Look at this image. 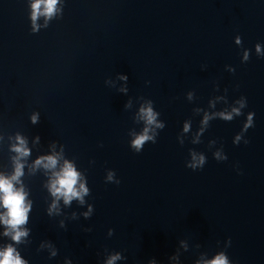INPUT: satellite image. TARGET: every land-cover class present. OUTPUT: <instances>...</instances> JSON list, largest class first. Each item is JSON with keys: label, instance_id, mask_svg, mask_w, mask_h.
Returning <instances> with one entry per match:
<instances>
[{"label": "water", "instance_id": "water-1", "mask_svg": "<svg viewBox=\"0 0 264 264\" xmlns=\"http://www.w3.org/2000/svg\"><path fill=\"white\" fill-rule=\"evenodd\" d=\"M31 2L0 0V171L11 170V138L24 137L31 209L15 247L27 264L115 253L114 264H203L219 252L264 264V55L254 50L264 52V0H59L35 30ZM242 97L239 115L212 116L196 136L205 112ZM145 102L163 127L137 152ZM53 149L88 193L49 215L48 175L29 165ZM190 152L202 168L186 167Z\"/></svg>", "mask_w": 264, "mask_h": 264}, {"label": "clouds", "instance_id": "clouds-1", "mask_svg": "<svg viewBox=\"0 0 264 264\" xmlns=\"http://www.w3.org/2000/svg\"><path fill=\"white\" fill-rule=\"evenodd\" d=\"M58 2L59 0H32L30 4V19L32 21L33 30L37 27L35 21L38 16L43 15L47 20L58 11L56 7ZM236 43L238 45L240 43L238 38H236ZM254 50L257 56L264 55L259 43L254 45ZM247 58L248 50L245 49L242 54V60H247ZM119 79L126 80L127 77L125 75H120ZM120 91L123 92L126 91V89L121 88ZM190 95L191 94H189V97ZM235 103L239 107H233L231 111H221L212 114L205 112L200 121L201 128L197 131L196 136H199V132L203 131V126L207 124L212 116H219L224 120H230L233 113L239 115V109L244 106L245 101L242 97L240 100L235 101ZM156 117L157 113L153 111L151 102H145L139 107L137 118L143 121L144 126L140 132L132 136L130 147L134 151L138 152L145 141L154 139L156 128L163 127V124L157 121ZM252 117L253 113L249 112L246 114V119L241 131L253 125ZM30 121L36 123V114L30 116ZM188 128L189 124L185 122L183 131L187 132ZM239 138V134H237L234 142L235 140H239ZM11 139L14 140V142L9 145V150L14 153V155L10 157L11 170L8 172L0 171V236L7 237L11 243L0 245V264H27V261L20 256L15 245L22 242V239L28 234V229L25 228L24 225L27 222L28 213L31 209V201L28 199V193L21 181V177L24 175L26 158L30 154V149L27 147L26 139L19 134ZM34 139H38V137ZM193 142H195V138ZM213 155L218 160L225 158L219 151L215 152ZM190 157L191 159L186 163V167L193 170L203 167L205 157L202 154L190 152ZM37 168L43 169L45 174L48 175L45 187L52 198L47 208V213L49 215L59 213L58 201H62L65 206L73 199L80 204L84 203L83 197L88 193L84 177L76 170L74 164L70 160L62 157L60 152L53 149L47 154L37 156L32 161L31 165H29V170L34 172ZM106 179L109 181L113 179V173L111 171L108 172ZM91 210V205H89L88 210L82 213V215L87 217L91 213ZM50 255H55L54 249L50 252ZM120 258L119 253L109 255L104 264H114V262ZM203 264H230V262L225 253L219 252L211 259L203 261Z\"/></svg>", "mask_w": 264, "mask_h": 264}]
</instances>
